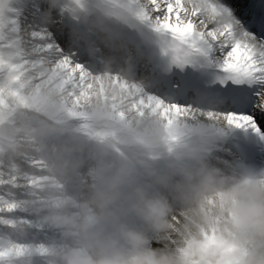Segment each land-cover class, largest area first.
Returning <instances> with one entry per match:
<instances>
[{
    "label": "clouds",
    "instance_id": "clouds-1",
    "mask_svg": "<svg viewBox=\"0 0 264 264\" xmlns=\"http://www.w3.org/2000/svg\"><path fill=\"white\" fill-rule=\"evenodd\" d=\"M193 3L187 0V7ZM67 7L80 12L85 0ZM146 9L147 0L97 5L90 27L112 55L103 74L91 76L103 90L94 88L85 104L80 134H64L69 117L62 114L60 93L49 87L41 90L42 103L18 109L0 128V165L8 184H23L28 192L25 200L11 202L58 233L53 242L23 245L25 252L8 264H33L37 257L42 264H264V167L235 157L206 158L216 133L227 127L218 113L208 118L211 99L178 117L173 141L158 114L132 110L146 97L131 82L129 68L119 75L108 70L123 45L108 35L107 21H142L139 13ZM230 23L219 18L216 27ZM88 51L94 54L95 47ZM113 105L125 118L115 115ZM4 224L16 235L26 231L19 221ZM213 237L231 251L205 247Z\"/></svg>",
    "mask_w": 264,
    "mask_h": 264
},
{
    "label": "snow or ice",
    "instance_id": "snow-or-ice-1",
    "mask_svg": "<svg viewBox=\"0 0 264 264\" xmlns=\"http://www.w3.org/2000/svg\"><path fill=\"white\" fill-rule=\"evenodd\" d=\"M9 5L10 0H0V128L13 119L18 109L29 103H42L40 93L45 87L60 93L63 115L87 119L85 104L93 89L102 91L103 86L79 64L60 57L47 42L46 33H31L33 43L26 47L12 16L14 9ZM223 17L232 23L217 29L216 24ZM139 18L160 35L162 53L172 64H202L215 70L216 88L211 97L214 108L208 113L209 119L218 113L229 127L264 134V0H207L191 12L184 7V0H147V9L139 13ZM209 19L213 22L209 23ZM113 110L118 118H125L115 105ZM132 110L139 116L145 110L158 114L174 141L178 117L190 113L191 106L166 105L159 98L147 96L134 102ZM39 163L31 161L32 165ZM3 185L10 184L6 173L0 171V186ZM15 208L14 202L0 195V213ZM4 223L11 221L0 218V224ZM207 246L231 251L215 237L209 239ZM25 250L23 245L5 246L0 240V264H8Z\"/></svg>",
    "mask_w": 264,
    "mask_h": 264
},
{
    "label": "bare ground",
    "instance_id": "bare-ground-1",
    "mask_svg": "<svg viewBox=\"0 0 264 264\" xmlns=\"http://www.w3.org/2000/svg\"><path fill=\"white\" fill-rule=\"evenodd\" d=\"M20 5V9L16 10L15 12L12 13L13 18L16 19L17 21V27L19 30V35L21 36V38L24 37V35L26 36L25 33H27L26 27L28 25V21L29 18H33L34 15L33 14H28L27 12L30 11V8H32V5L34 4H41L40 6V12L46 13L47 10H50V14H60L62 13V18L64 17H73V18H77L81 16L82 11L80 12H76L73 13L71 11H69L68 9V5L70 4L71 0H56V5L50 7L49 5V0H16ZM184 7L191 12L192 9L187 7V3H184ZM88 21H91V19L89 18ZM147 23V22H146ZM45 29L44 28H34L31 32H43ZM116 33H112L108 31V35H115ZM117 35V34H116ZM118 36V35H117ZM33 43L31 36L28 37V40L24 42L26 47H30L31 44ZM60 55V54H59ZM90 76H97L94 75L92 73H89ZM135 83V82H132ZM137 84V83H135ZM143 89H145V87H142ZM81 124V121L79 119H74V118H67L65 121V125L67 127H70L71 125H74L70 128L72 129H76V127H79ZM177 126H175L174 129V134L177 135ZM74 131V130H71ZM89 147L91 148L92 145L91 143H89ZM26 162H22V167L25 170H28V167H25ZM2 166V165H1ZM5 172V171H4ZM12 186L10 185H3L0 186V194H3L2 196H4L6 199H10V200H25L28 196V192H27V188L26 186H24L23 184H20L17 187H12L14 190H12L11 188ZM9 191L10 193H4L5 191ZM2 214H5L7 216V220L9 221H19L21 223H24L26 225V231L24 232L23 235H16L14 234L12 231L7 232L6 234H3L0 236V240H4L5 238H9V239H14L17 243H23V245H28L27 241H33V242H42V244H44L45 242L48 241H54L57 239V237H54V235L50 234V233H45L43 231H34V230H30L29 228L33 225H41L39 228L45 229L47 228L45 225L41 224L39 219H38V214L36 213H32L28 210L25 209H14L11 212H2ZM41 245V244H39ZM34 262L37 263H42V261L37 257L34 258L33 264Z\"/></svg>",
    "mask_w": 264,
    "mask_h": 264
},
{
    "label": "rangeland",
    "instance_id": "rangeland-1",
    "mask_svg": "<svg viewBox=\"0 0 264 264\" xmlns=\"http://www.w3.org/2000/svg\"><path fill=\"white\" fill-rule=\"evenodd\" d=\"M65 121H66V120H65ZM79 130H80V129L76 127V130H75V131H76L78 134H80V131H79ZM76 135H77V134H76ZM0 171H4V168H3V166H1V165H0ZM0 195H1V194H0ZM25 210H27V209H25ZM0 218H2V219H6L7 216H6L5 214L0 213ZM38 227H39V226H35V227H34V230H39ZM31 229H33V227H32ZM9 230L11 231V229H10L8 226H6L5 224H0V236L3 235V234H6ZM48 231H52V232H54L55 234H58L55 230H53V229H51V228H49ZM30 243H32V242H30ZM19 244H22V245H23V243H19ZM28 245H29V244H28ZM30 245H35V244H30ZM35 264H37V263H35Z\"/></svg>",
    "mask_w": 264,
    "mask_h": 264
}]
</instances>
